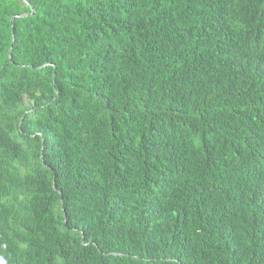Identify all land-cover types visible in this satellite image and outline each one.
Masks as SVG:
<instances>
[{"label":"trees","instance_id":"1","mask_svg":"<svg viewBox=\"0 0 264 264\" xmlns=\"http://www.w3.org/2000/svg\"><path fill=\"white\" fill-rule=\"evenodd\" d=\"M0 264H264V0H0Z\"/></svg>","mask_w":264,"mask_h":264}]
</instances>
